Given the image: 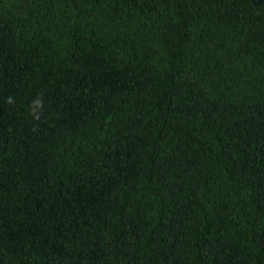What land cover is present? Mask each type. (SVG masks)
Here are the masks:
<instances>
[{
    "label": "trees",
    "instance_id": "1",
    "mask_svg": "<svg viewBox=\"0 0 264 264\" xmlns=\"http://www.w3.org/2000/svg\"><path fill=\"white\" fill-rule=\"evenodd\" d=\"M0 264H264V0H0Z\"/></svg>",
    "mask_w": 264,
    "mask_h": 264
}]
</instances>
